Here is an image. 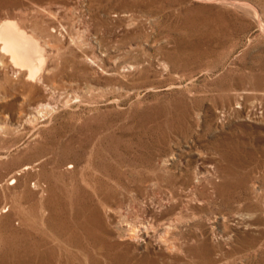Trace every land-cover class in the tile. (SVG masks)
Returning <instances> with one entry per match:
<instances>
[{
  "label": "rangeland",
  "instance_id": "obj_1",
  "mask_svg": "<svg viewBox=\"0 0 264 264\" xmlns=\"http://www.w3.org/2000/svg\"><path fill=\"white\" fill-rule=\"evenodd\" d=\"M7 21L43 61L0 40V264H264V0H0Z\"/></svg>",
  "mask_w": 264,
  "mask_h": 264
},
{
  "label": "bare ground",
  "instance_id": "obj_2",
  "mask_svg": "<svg viewBox=\"0 0 264 264\" xmlns=\"http://www.w3.org/2000/svg\"><path fill=\"white\" fill-rule=\"evenodd\" d=\"M32 37L18 29L13 22L7 21L0 25V40L2 42V48L7 50L6 52L10 54L15 62L26 65L30 74H33L38 69L40 61H43L41 52L43 46L41 47Z\"/></svg>",
  "mask_w": 264,
  "mask_h": 264
}]
</instances>
